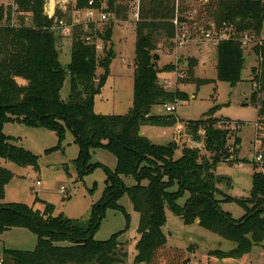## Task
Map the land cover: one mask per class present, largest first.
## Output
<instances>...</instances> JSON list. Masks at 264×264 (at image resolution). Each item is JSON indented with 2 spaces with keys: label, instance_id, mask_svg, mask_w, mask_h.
<instances>
[{
  "label": "trees",
  "instance_id": "trees-1",
  "mask_svg": "<svg viewBox=\"0 0 264 264\" xmlns=\"http://www.w3.org/2000/svg\"><path fill=\"white\" fill-rule=\"evenodd\" d=\"M93 1V6L90 2ZM121 0H75L73 10H103L119 17L127 12ZM202 18L220 28L224 23L233 25L238 34L251 33L258 40L264 32V0H211ZM14 11L6 17L0 7V158L20 167L38 166L39 157L14 144L15 138L4 132L7 124L29 128H44L53 132L59 144L67 130L72 132L80 152L74 165L81 180L99 168L92 164V150L102 149L117 160L114 171L106 169V189L103 199L92 210L88 223L54 216L55 207L47 205L43 212L23 204H4L6 186L13 179L7 169L0 167V236L9 230L26 229L36 235L33 251L4 249L2 264H127L126 244L119 241L124 232L110 240L99 242L95 236L106 211L113 209L124 214L127 227L129 216L119 205L128 195L140 215V240L136 246L134 264H193L195 253L168 245L163 228L167 223L166 209L181 218L185 225L198 221L206 230L235 244L229 252L215 251L201 259L202 264L234 259L248 264L255 248L264 252V174L255 172L250 196L237 200L226 196L219 200L221 191L217 167L231 161L230 130L218 126L215 112L207 113L196 122H184L174 114L156 115L155 107L175 101L179 92L164 89L159 80L171 66L159 68L161 46L171 53L175 49L176 26L188 24L184 17L187 9L181 4L179 15L175 0H142L140 20L135 24L136 50L134 60V99L130 111L123 116H105L95 113V98L101 93L114 56L111 48L114 24L104 28L98 38L105 44L100 57L95 45L86 38L94 36V28L86 33L81 27L73 32L71 60L66 66L59 59L57 43L61 36L51 31L52 22L45 16L47 0H14ZM104 6L106 9H104ZM19 12V23L12 24V15ZM3 21L8 24L3 25ZM69 23L70 21L67 20ZM126 21V20H125ZM210 29V28H208ZM259 37V38H258ZM255 38V39H256ZM253 47V53L263 63L252 68L251 82L259 85L252 93L251 103L257 108L264 126V40ZM110 45V49H108ZM218 78L222 82L238 84L247 65L245 50L237 40H225L216 47ZM199 62L191 59L186 66L187 83H207L194 77ZM105 70L101 79L98 69ZM70 78V93L63 100L61 92ZM98 83V84H97ZM182 100H185L184 97ZM185 123L197 141L204 144L207 155L199 148L184 146L181 156L176 141L156 145L141 135L142 128H175ZM204 132L203 139L198 136ZM241 143L236 140L235 147ZM57 150L54 148L48 152ZM238 152V148L233 151ZM132 177L133 187H126L123 178ZM146 183V184H144ZM177 191H172L174 187ZM188 194L183 207L178 200ZM238 203L246 214L235 220L222 210L221 204ZM193 253V254H192Z\"/></svg>",
  "mask_w": 264,
  "mask_h": 264
},
{
  "label": "rangeland",
  "instance_id": "rangeland-1",
  "mask_svg": "<svg viewBox=\"0 0 264 264\" xmlns=\"http://www.w3.org/2000/svg\"><path fill=\"white\" fill-rule=\"evenodd\" d=\"M121 1L125 7H128L127 12L121 17L117 14L105 12L106 20L97 25H92L98 36V33L102 34L106 26L114 24L111 43L114 56L101 93L95 98L94 107L96 114L105 116L126 115L132 108L134 99L133 74L137 41L135 30L137 21L134 18L135 4L134 0ZM181 4L184 5L183 8L187 9L183 14L188 19L184 31L190 38L189 40L194 41L190 42L185 48H180L178 55H175L174 51L170 53L167 48L161 46L159 68L163 69L167 65L173 68L171 72H163L159 75L160 84L169 92L183 94V96H176L175 101L170 103L176 104L179 102L177 111L173 114L180 120L184 122L200 121L207 113L214 111V117L218 119V126L230 130L229 146L232 150L230 158L232 162H223L217 167L216 173L218 176L228 177V179L220 180L217 184L221 191L218 199L223 200L226 196L237 200L246 199L250 196L252 190L253 176L255 172H258L249 163L254 154L255 135L261 132H256L254 125L262 123L257 108L251 103L252 93L259 89V85L255 88V84L251 82V70L256 67L262 68L263 63L255 56L253 50H251L252 48L245 50L244 56L247 60V68L242 72V80L236 85L220 81L218 78L217 49L207 42H200V40L196 42L197 38L201 37V31L208 28L213 29V24L209 22L208 26V20L203 19V16H201L202 12L206 11L209 2L182 0L180 6ZM73 5L70 0L66 4L67 13L65 18L70 22L74 19ZM0 7H4L6 17L9 11L12 12L16 9L13 0H0ZM104 9H106L105 6ZM19 16V12L12 15L11 23L18 24ZM96 18H99V14H96ZM2 24L7 25L8 23L3 21ZM252 36L254 35L252 34ZM72 37L61 36L57 43L59 59L64 66L68 65L71 60ZM255 38H253V42L258 41L257 38L254 40ZM100 40L103 50L98 51V55L102 57L105 44L102 39ZM259 40H264V32H262ZM108 49H110V45H108ZM191 59H196L199 62L194 69L195 79L207 81V83L199 85L195 82H186L188 79L186 64ZM104 75L105 70L98 69L97 78L101 79ZM69 93L70 78L67 77L61 92L62 99L67 100ZM181 97H184L185 100H182ZM259 97L260 99L261 97L264 98V94H260ZM154 111L157 115H167L163 106L155 107ZM180 127L182 129L179 130L180 135L177 139L180 146L182 148L184 146L199 148L203 155L209 157L210 155L206 153L202 140L197 141L196 136L189 132L185 123L181 124ZM4 132L7 136L16 139L15 145L30 151L39 159L37 167H20L0 158V167L7 169L13 175V179L6 186L3 203L23 204L34 207L35 210L41 212L50 204L55 207L54 216L62 215L67 219L88 223L92 216L93 207L103 199L105 193L107 179L105 168L114 171L117 166L116 158L105 150H92L91 163H98L102 166L95 168L80 180L74 165L80 148L74 143V136L69 130L66 131L61 144H59V139L53 132L44 128H29L20 124H7ZM173 132L175 131L148 127L146 136L151 138L154 144L163 146L172 142ZM198 136L203 139L204 132L200 131ZM237 139H240L241 143L235 147ZM181 147L176 152V158L181 156ZM54 148H57V150L48 152ZM236 148H238V152L234 154L233 151ZM240 164L244 166L241 168ZM123 182L126 187L136 185V181L132 177L123 178ZM63 188L65 189L64 193L62 192ZM177 189L176 186L172 191H177ZM188 199L189 195L184 194L178 200V205L183 207ZM119 205L125 209L130 218L128 227L123 213L108 209L96 233L95 240L105 242L114 235L124 232L119 241L126 244L129 254L127 264H134L137 255L136 246L140 240L138 232L140 215L135 211L128 195L122 197ZM221 208L235 220H239L246 214L245 209L235 202H224L221 204ZM166 215L167 223L163 231L167 236L168 245L189 250L190 253H196L194 261H198L209 253L215 252V250H231L235 245L201 227L199 223L190 226L185 225L183 220L175 216L169 208L166 209ZM36 244V235L26 229L15 228L0 236V256L3 254L4 249L33 251ZM251 262L252 264H264V252L260 248L253 250ZM195 264H198V262Z\"/></svg>",
  "mask_w": 264,
  "mask_h": 264
},
{
  "label": "built area",
  "instance_id": "built-area-1",
  "mask_svg": "<svg viewBox=\"0 0 264 264\" xmlns=\"http://www.w3.org/2000/svg\"><path fill=\"white\" fill-rule=\"evenodd\" d=\"M14 1V0H13ZM136 1V3H135ZM201 2L207 3L208 0H200ZM140 2L141 0H134L135 4V14L134 18L135 21L140 20ZM182 0H175L176 8H177V15H179V9H180V3ZM51 1L47 0V3L45 5V16L52 22L51 31L57 33L58 35L62 37H72L74 29L76 27H82L84 31H87L86 33H91L90 29L93 24H98L104 22L106 20L107 16L103 10L97 11L93 9H88L84 11H76L73 10V16L74 19L72 22H68L65 18V14L67 13V8L61 7L57 4L51 5ZM90 6H93V1L90 2ZM66 7V6H65ZM96 14H99V18H96ZM174 24L176 26V35L173 40L175 49L174 53L175 55H178V51L180 48H185L190 42L194 40H189L187 33L184 31L187 24H180L179 19L176 18L174 20ZM213 24V23H212ZM213 29H207L204 31H201V37L197 38L196 42L200 40V42H207L208 44L212 45L213 47H217L220 42L225 40H237L242 48L244 50H250L251 48L258 43L261 44V42L256 39V41L253 42V38L255 36H252L250 33H244V34H238L234 28L233 25H229L224 23L220 28H218L215 24L212 25ZM86 41L91 44L95 45L97 52L100 50H103V45L100 43L101 40L98 38V36L95 34L94 36L89 35L86 38ZM251 49V50H252ZM181 77V75H179ZM179 79V78H178ZM255 84V88H256ZM176 104H168L164 106L165 112L167 114H173L177 111V105ZM256 132L261 131L260 133H257L255 135V141H254V154L252 155L251 159L249 160V163L253 165L259 173L264 174V126H261V123H256L254 125ZM263 130V131H262ZM244 165L240 164V167L242 168ZM40 184V183H38ZM62 192H65V189H62ZM0 264H2V260L0 259Z\"/></svg>",
  "mask_w": 264,
  "mask_h": 264
},
{
  "label": "crops",
  "instance_id": "crops-1",
  "mask_svg": "<svg viewBox=\"0 0 264 264\" xmlns=\"http://www.w3.org/2000/svg\"><path fill=\"white\" fill-rule=\"evenodd\" d=\"M48 1H51L52 3H53V5H55V4H57V5H59V6H61V7H64V8H67V6H66V4H67V2H69V0H48ZM73 4H75V0H70ZM122 3V2H121ZM66 6V7H65ZM74 6V5H73ZM71 46H72V43H71ZM216 48V47H215ZM161 61V60H160ZM188 64H186V66H187ZM153 113L154 114H156L157 115V113H155V111H153ZM181 125H178V126H176L175 128H171V129H162V130H174L175 132H173V134H172V142L173 141H176L177 143H178V145H179V147H181L180 146V143H179V140H177L179 137V135H180V129H182L181 127H180ZM147 128L148 127H144V128H142V134L144 135V136H146V130H147ZM147 137V136H146ZM148 139H150L151 140V138H149V137H147ZM152 141V140H151ZM4 234H6V233H4ZM235 248V245H234V247L231 249V250H233ZM231 250H228V251H223V252H229V251H231ZM215 251H221V250H215ZM196 254V253H195ZM195 254L194 255H192V258H193V264H195L196 262H198V264H202L201 263V259L203 258H201V259H199L198 261H194V257H195ZM209 255V254H208ZM208 255L207 256H204V257H208ZM1 257V256H0ZM200 262V263H199ZM211 264H239V262L238 261H236V260H234V259H227V260H223V261H217V262H212ZM248 264H252V262H251V257H250V259H249V262H248Z\"/></svg>",
  "mask_w": 264,
  "mask_h": 264
},
{
  "label": "water",
  "instance_id": "water-1",
  "mask_svg": "<svg viewBox=\"0 0 264 264\" xmlns=\"http://www.w3.org/2000/svg\"><path fill=\"white\" fill-rule=\"evenodd\" d=\"M160 57H158V59H159ZM245 68H247V66H245ZM141 135H143L142 133H141ZM223 179H228V177H226V176H219V180H223ZM197 223H200L199 221L197 222Z\"/></svg>",
  "mask_w": 264,
  "mask_h": 264
}]
</instances>
